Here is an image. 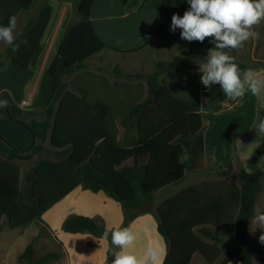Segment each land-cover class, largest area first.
<instances>
[{"label": "trees", "instance_id": "trees-1", "mask_svg": "<svg viewBox=\"0 0 264 264\" xmlns=\"http://www.w3.org/2000/svg\"><path fill=\"white\" fill-rule=\"evenodd\" d=\"M35 1L20 0L2 26L10 16L18 18L29 12ZM93 2L79 0V21L64 31L47 68L54 80L48 105L40 111H24L14 102L8 106L9 118L30 130L34 144L20 151L0 134V239L3 219L10 230L40 223L48 210L79 186L94 193L103 191L118 202L124 214L122 228L128 227L135 218L153 210L157 193L182 183L188 172L205 168L198 62H204L214 44L209 38L203 43L188 42L187 53L156 63L152 73L125 75L138 84L110 82L87 71L86 64L105 51L119 55L138 51L111 49L99 38L90 20ZM124 2L130 7V0ZM54 14L51 5L44 6L39 18L16 39L18 51L7 47L0 68L8 61L23 69L35 67ZM263 48L260 40L257 49ZM226 51L241 69L264 68L242 62L243 49ZM120 127L125 130L122 140ZM47 140L57 159H40L23 179L19 162L31 161L44 152ZM219 174L238 183L206 181L169 197L157 208L158 231L168 247L163 264H191L198 253L209 264H228L233 258L252 264L248 227L264 179V164L248 175ZM63 230L103 239L107 229L94 219L71 216ZM107 241L111 244L110 236ZM33 252L30 242L20 260L30 261ZM259 256L264 263L263 250ZM59 257L50 252L36 264H50ZM112 259L111 244L105 264H111Z\"/></svg>", "mask_w": 264, "mask_h": 264}, {"label": "crops", "instance_id": "crops-1", "mask_svg": "<svg viewBox=\"0 0 264 264\" xmlns=\"http://www.w3.org/2000/svg\"><path fill=\"white\" fill-rule=\"evenodd\" d=\"M19 1L0 0V26L4 24L10 10ZM46 5L54 8L55 17L45 39V49L36 66L23 69L8 61L4 67L0 68V100H7L8 106L14 102L24 111H40L52 98L54 80L47 72V68L56 56L62 38V27L69 12V3L66 0H49L42 4L40 0H36L29 12L22 13L17 18L16 39L22 35L30 22L39 18L42 8ZM189 7L187 0H130V7L125 5L124 0H94L90 20L99 38L109 48L125 52L138 51L125 55L112 51H105L103 54L129 56L146 51L157 40H166L175 33H180L179 29L175 33L170 31L171 17L173 14L183 16ZM50 33L51 39H49ZM162 33L164 34L159 36ZM262 33L263 29L259 37ZM155 38L156 40L149 45L148 43ZM258 43L259 38L252 39L249 61L255 59L253 55ZM7 47L0 55V61H4ZM245 50L246 44L241 57ZM168 61L170 60L164 62ZM202 63L203 61L198 62V73L201 113L205 128V168L203 171L188 172L185 178L187 179L186 187L179 188L184 180L177 186L157 193L153 210L141 214L128 226L135 235V240L128 251L143 257L146 250L152 248L158 254L157 264L164 263L168 249L165 239L158 231L156 213L163 201L182 190L206 181H229L237 184V180L220 175L219 172L228 171L235 176L248 175L258 171L264 164V135L256 130L259 121L264 119V98H258L250 91H246L241 98L228 100L219 85H213L210 89L206 88L201 83L202 73L199 71V65ZM253 70L264 74V68ZM138 82L135 80L129 83L135 85ZM23 102H26V105H23ZM0 134L20 151H27L34 144L30 130L9 118L8 107L0 108ZM124 134V128L120 127L121 140ZM190 174L192 183L190 181L188 183ZM209 175L214 177L197 182L198 177ZM258 212H264V179L255 202L254 216ZM71 216L94 219L107 230L122 228L124 214L121 205L103 191L94 193L79 186L42 217V223L55 239L57 246L55 253L60 256L56 264H105L111 247L109 241L89 233L65 232L63 224ZM258 227L260 226L253 223L252 219L248 227L252 264H264L259 256L260 251H264V247L259 240L261 230ZM17 232L18 230H12V237H15ZM1 241L2 239L0 244ZM205 241L210 242L208 239ZM10 248V245L6 246V250ZM114 251L119 249L113 246ZM191 264L209 263L198 253L194 255ZM228 264H241V262L238 258H233Z\"/></svg>", "mask_w": 264, "mask_h": 264}, {"label": "clouds", "instance_id": "clouds-1", "mask_svg": "<svg viewBox=\"0 0 264 264\" xmlns=\"http://www.w3.org/2000/svg\"><path fill=\"white\" fill-rule=\"evenodd\" d=\"M190 6L183 16L173 14L170 31L180 30V38L188 42L203 43L206 38L214 44L207 50L204 62L199 65L201 83L206 88L219 85L228 100H236L250 91L258 98H264V74L253 69H241L234 56L226 50L239 51L246 42L258 39L255 26L264 22V0H187ZM17 17H9L6 26H0V43L18 51L16 43ZM27 43V41H23ZM8 107L7 100H0V108ZM256 130L264 135V119ZM253 223L261 230L259 240L264 243V212H258ZM111 237V244L119 251L113 252L111 264H157L158 254L149 248L143 257L128 251L135 240L129 227L108 229L103 233L105 240Z\"/></svg>", "mask_w": 264, "mask_h": 264}, {"label": "rangeland", "instance_id": "rangeland-1", "mask_svg": "<svg viewBox=\"0 0 264 264\" xmlns=\"http://www.w3.org/2000/svg\"><path fill=\"white\" fill-rule=\"evenodd\" d=\"M40 1L42 4H45L49 0ZM66 1L69 3V12L62 27L61 37L67 28L72 27L79 21L77 12V4L79 0ZM55 23L56 22H54V24ZM261 29H263V33L261 34L263 36L262 38L259 37V41L261 40L264 43V22H261L254 28V30L258 32L259 35ZM50 36L51 33L49 34V39H51ZM187 43L188 41L182 40L180 38V33L177 32L174 36L169 37L166 40H157L146 51H143L140 54L129 56H119L107 53L101 54L86 64V70L99 74L108 79L110 82L125 80L135 81V78L130 79L125 75L129 74L134 77L135 75L152 73L155 70L156 63L160 61L171 60L176 56H181L182 53H187ZM251 43L252 40L246 42V50L244 55L241 57L242 62L246 63L251 68L264 66V48L262 50L256 49V52L253 55L255 59H251L249 61V58L251 57ZM5 48L6 45L0 43V55L3 54ZM80 72L81 71H78L76 75ZM76 75L68 78L66 82L70 83ZM44 146V152L35 156L31 161L19 162L23 173V179L24 175L29 172L40 159H57L54 150L49 144V140L45 142ZM189 177L191 178V174ZM213 177L212 175L207 177H198L197 182ZM190 178H188V183L189 181H193V179L191 178L192 180H190ZM186 186L187 179L182 184H180L179 188H184ZM157 199L159 200V197ZM11 231L12 230H10L8 227L7 219H3V231L1 233L2 241L0 244L2 247L0 250V264H36L38 259L50 252H55L57 248L53 235L48 231L47 227L42 222L33 223L26 229L18 230L17 234H15V237H12L13 234ZM30 242H33V257L30 261H21L20 255L24 253L27 245ZM7 245L11 246L9 250H6ZM50 264H56V260L52 261Z\"/></svg>", "mask_w": 264, "mask_h": 264}, {"label": "built area", "instance_id": "built-area-1", "mask_svg": "<svg viewBox=\"0 0 264 264\" xmlns=\"http://www.w3.org/2000/svg\"><path fill=\"white\" fill-rule=\"evenodd\" d=\"M23 105H26V102H23Z\"/></svg>", "mask_w": 264, "mask_h": 264}]
</instances>
